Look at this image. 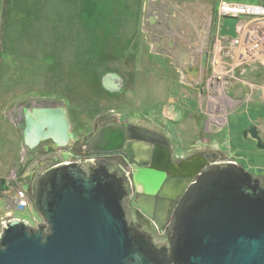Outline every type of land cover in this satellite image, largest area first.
<instances>
[{
    "label": "rangeland",
    "instance_id": "rangeland-1",
    "mask_svg": "<svg viewBox=\"0 0 264 264\" xmlns=\"http://www.w3.org/2000/svg\"><path fill=\"white\" fill-rule=\"evenodd\" d=\"M190 3L0 0V176L20 160L22 111L44 106L65 108L71 141L100 118L116 119L166 134L176 159L211 149L264 174V149L245 135L257 126L264 142V63L237 70L228 123L209 126L198 88L207 69L197 78L191 69L210 49L211 34L202 30L219 2ZM159 195L145 194L144 202L156 223L167 212ZM8 209L0 201V233L9 217L41 220L33 204L22 213Z\"/></svg>",
    "mask_w": 264,
    "mask_h": 264
},
{
    "label": "water",
    "instance_id": "water-1",
    "mask_svg": "<svg viewBox=\"0 0 264 264\" xmlns=\"http://www.w3.org/2000/svg\"><path fill=\"white\" fill-rule=\"evenodd\" d=\"M239 20L225 16L221 34L237 37ZM207 64L208 53L201 66L191 69L192 76L199 77ZM198 88L202 94L200 81ZM39 109L44 115L27 116L21 126L25 143L33 147L51 138L66 144L71 123L65 108ZM152 134L138 125L114 121L85 137L96 155L125 150L132 164L133 156L147 157L136 163L139 168L133 179L106 159L70 161L44 171L32 198L42 220L35 226L21 218L2 223L0 264H264V174L256 176L235 161L207 165L213 153L186 159L180 169L172 161L165 136L159 140L165 147H158L153 155L151 144H127L128 139L154 140ZM248 134L264 149L257 126ZM137 175L152 182L146 195L171 198L181 192L187 176L195 178L165 228L160 222L156 227L135 201L132 181ZM161 213L163 220L167 214Z\"/></svg>",
    "mask_w": 264,
    "mask_h": 264
},
{
    "label": "flooded vegetation",
    "instance_id": "flooded-vegetation-1",
    "mask_svg": "<svg viewBox=\"0 0 264 264\" xmlns=\"http://www.w3.org/2000/svg\"><path fill=\"white\" fill-rule=\"evenodd\" d=\"M26 110L22 111L24 115L21 116V119L18 122L19 130H21V132H24L23 129L21 128L22 124H25V122L28 121V118H27L28 115L26 114ZM114 121H119V120H116V119L103 120V118L102 119L100 118L95 122L93 131H91L89 134H86L84 136L77 137L76 139L72 140L73 142L69 140L64 145H60L56 143L53 139L47 138V139L41 140L35 146L30 147L28 144L25 143L23 139V149L20 152L21 153L20 160L9 170V172L6 175L0 176V201H3L4 205L8 206L9 208L8 211H10L11 213L24 212V211H20L17 209L16 203H15L16 191L19 190L20 188L26 189L28 196L32 200L34 196L35 182L40 177V175L51 167L63 164L65 162H70V161L89 162L94 159H106V160L115 162L118 165H120L133 179L139 168V165L136 163L138 161H147L148 159L147 157L133 156L131 158L136 163L132 164L130 158L126 156L125 150L120 151V152H115V153L96 155L90 151L89 144H88L89 141L85 140L86 136L90 134H93V135L96 134L98 129L101 126L107 123L114 122ZM127 125H130V124H127ZM133 125H137V124H133ZM138 126L152 131L153 133L152 136L154 137V140H151L149 138H147L146 140L128 139L127 144L128 143L136 144V143H133L132 141H142V142L151 144L152 148L149 151L150 153H152V155L155 153L158 147H165V145H163L162 142H160L159 140H163L164 139L163 136L167 137L166 134L162 133L159 130L153 129V128H149V127L142 126V125H138ZM168 140H169L168 147L171 149L172 161L175 164H177L178 168L180 169H181L180 164L184 160L186 159L192 160L194 157H199V158L204 157L205 158L207 157V154L209 153H213L215 156L207 157V162H206L207 165L217 163V162H223V161L238 162L237 160L222 158L221 152L216 151V150H211V149L199 150L195 152L194 154L187 156L186 158L176 159L173 156L174 153H173L170 139L168 138ZM149 160L151 163L147 167L152 168L153 157L152 159H149ZM167 176L172 177L170 172H167ZM186 178H187L186 184H184L181 192L178 193L175 198H171L168 196L164 197L158 194L159 197L165 200H168V202L166 201V203L164 204L162 203L165 209L167 207L166 218L164 219V221L161 218L158 219L160 222L163 221L162 223H163L164 228L170 223L172 212L174 208L176 207L177 203L180 201L182 194L185 191V188L188 185H190L192 181L195 180V178L192 179L191 177H188V176ZM142 184L143 183L139 184L141 186L139 187V185L135 182V180L132 181L133 197L135 198L136 202H138L141 206H143L147 210L145 212L150 214L148 207H146L144 204L145 198L143 194H145V191H143L144 186ZM140 188H142L143 190ZM145 216L148 217L146 214ZM10 218H13V217H9L8 219ZM148 219L152 220L155 226L158 227L156 221L152 217H148ZM41 220H38V222ZM164 228L161 229L160 232H163Z\"/></svg>",
    "mask_w": 264,
    "mask_h": 264
},
{
    "label": "built area",
    "instance_id": "built-area-1",
    "mask_svg": "<svg viewBox=\"0 0 264 264\" xmlns=\"http://www.w3.org/2000/svg\"><path fill=\"white\" fill-rule=\"evenodd\" d=\"M239 17L238 36L221 34L225 16ZM211 45L208 51L207 74L203 83L204 112L209 117V126H226L234 100L229 95L232 78L237 70L247 63H264V5L222 0L210 22ZM204 69V68H203ZM17 209L26 211L32 207V200L26 189L15 193ZM37 224V223H36Z\"/></svg>",
    "mask_w": 264,
    "mask_h": 264
},
{
    "label": "crops",
    "instance_id": "crops-1",
    "mask_svg": "<svg viewBox=\"0 0 264 264\" xmlns=\"http://www.w3.org/2000/svg\"><path fill=\"white\" fill-rule=\"evenodd\" d=\"M185 1V0H184ZM222 0H190V2H193V4L192 3H190L191 5H194V4H199V3H201L200 5L201 6H205V7H207L206 5H209L210 6V4L212 3H215V4H217L218 2L220 3ZM227 1H235V2H245V3H253V4H263V3H261V2H258V1H256V2H251V1H242V0H227ZM219 3H218V5H219ZM264 5V4H263ZM208 8V7H207ZM210 14V13H209ZM208 14V19H207V24L205 25V30L203 29L202 31H203V33H205V34H208L209 33V31H208V29H209V25H210V22H211V20H212V18H213V14H211V15H209ZM205 31V32H204ZM231 86H232V84H231ZM231 86H230V88H229V95L231 96V98H232V91H233V89L231 88ZM233 99V98H232ZM27 110H29V109H27ZM27 110H26V112H27ZM31 110V109H30Z\"/></svg>",
    "mask_w": 264,
    "mask_h": 264
},
{
    "label": "bare ground",
    "instance_id": "bare-ground-1",
    "mask_svg": "<svg viewBox=\"0 0 264 264\" xmlns=\"http://www.w3.org/2000/svg\"><path fill=\"white\" fill-rule=\"evenodd\" d=\"M26 114L28 115V117H37V116H40V115H42L43 114V112L41 111V109H39V108H37V109H32V110H27V112H26ZM44 115V114H43ZM25 133V130H24V132H23V134ZM72 132L71 131H69V140H71L70 139V134H71ZM72 135V134H71ZM137 178H136V183L139 185V184H141V183H143L142 185L144 186V190L142 189V188H140V189H142L143 191H148V189H149V187H150V185H152V182H150V180H148V179H146L145 177H142L141 175H137L136 176ZM139 187H141L140 185H139ZM143 207V206H142ZM144 208V207H143Z\"/></svg>",
    "mask_w": 264,
    "mask_h": 264
}]
</instances>
